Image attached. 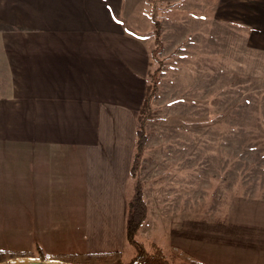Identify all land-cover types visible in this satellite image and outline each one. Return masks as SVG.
Instances as JSON below:
<instances>
[{"label": "crops", "instance_id": "1", "mask_svg": "<svg viewBox=\"0 0 264 264\" xmlns=\"http://www.w3.org/2000/svg\"><path fill=\"white\" fill-rule=\"evenodd\" d=\"M146 2L0 0V251L124 260L150 62ZM217 12L245 30L251 54H264V0H218ZM176 215L139 234L200 250L204 264H264V197L219 208L201 245L192 214L178 238Z\"/></svg>", "mask_w": 264, "mask_h": 264}, {"label": "rangeland", "instance_id": "2", "mask_svg": "<svg viewBox=\"0 0 264 264\" xmlns=\"http://www.w3.org/2000/svg\"><path fill=\"white\" fill-rule=\"evenodd\" d=\"M217 1L147 0L149 20L142 29L156 80L137 172L147 210L143 223L154 229L161 226L159 215L177 214L172 226L184 239L185 218L192 214L198 244L219 208L239 196L264 197V54L250 53L244 29L219 20ZM155 22L158 36L152 35ZM141 229L143 248L160 249L169 264H192L174 249L204 264L202 251L170 246L169 237L157 233L160 244L155 233ZM131 252L127 247L124 261ZM38 255L34 249L18 257Z\"/></svg>", "mask_w": 264, "mask_h": 264}, {"label": "trees", "instance_id": "3", "mask_svg": "<svg viewBox=\"0 0 264 264\" xmlns=\"http://www.w3.org/2000/svg\"><path fill=\"white\" fill-rule=\"evenodd\" d=\"M153 27L154 34L152 35L158 36L159 23L155 22ZM148 76L149 80L147 81L145 97L137 115L134 151L130 167V178L131 180L135 179V181L132 182L131 194L126 204L125 238L129 246L135 251L134 257L128 262L123 260L120 252H107L103 254H61L54 257H47L43 255L39 248H35L36 252L38 251L39 253V259H57L77 264H134L138 259L142 258V256L146 254L147 258L142 264H169L160 249H158L156 253H151L148 250H145L141 242L137 239L138 230L145 221L147 212L146 205L142 198V186L140 182L137 181V172L139 170L140 160L143 155L147 139V134L142 125L148 117L150 99L156 90V80L152 74H149V72ZM173 251L176 255L192 264H201L184 252H180L175 249ZM26 254L29 255L28 252L9 254L0 251V262L9 258L11 259L12 257L26 256Z\"/></svg>", "mask_w": 264, "mask_h": 264}, {"label": "water", "instance_id": "4", "mask_svg": "<svg viewBox=\"0 0 264 264\" xmlns=\"http://www.w3.org/2000/svg\"><path fill=\"white\" fill-rule=\"evenodd\" d=\"M147 258V255L144 254L142 258L138 259L134 264H142ZM0 264H73L67 263L54 259H39L33 257H17L11 258L6 261L0 262Z\"/></svg>", "mask_w": 264, "mask_h": 264}]
</instances>
